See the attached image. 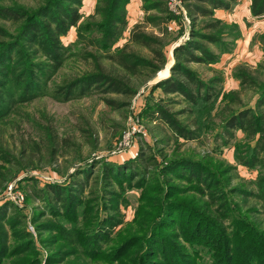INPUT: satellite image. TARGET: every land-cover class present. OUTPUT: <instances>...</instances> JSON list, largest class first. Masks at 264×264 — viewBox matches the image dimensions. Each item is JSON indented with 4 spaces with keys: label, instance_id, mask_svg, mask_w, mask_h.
Listing matches in <instances>:
<instances>
[{
    "label": "trees",
    "instance_id": "16d2710c",
    "mask_svg": "<svg viewBox=\"0 0 264 264\" xmlns=\"http://www.w3.org/2000/svg\"><path fill=\"white\" fill-rule=\"evenodd\" d=\"M82 1L43 0L32 7L0 0V21L16 24L12 30L0 25V118L45 95L66 102L95 90L129 98L138 89L134 82L146 83L165 67L166 47L183 31L180 26L178 35H171L170 23H181L166 0H141L142 18L122 45L117 43L130 0H96L93 13L84 19ZM238 2L183 0L189 37L172 49L169 75L148 86L142 115L160 119L173 142L180 144L200 139L209 128L205 117L219 101L225 102L218 135L227 141L234 131L242 132L244 140L235 143L233 158L237 165L257 171L251 181L254 190L229 187L233 166L219 162L216 170L211 160L176 154L177 149L159 162L142 154L120 162L92 160L76 167L63 182H46L27 192L26 204L39 200L31 212L6 197L0 200V264H264V227L255 218L264 213V80L255 75L261 68L237 66L233 77L238 88L224 91L220 73L205 79L189 67L215 64L229 52L239 38L238 26L217 18L214 11L232 10ZM249 10L252 16H263L264 0H250ZM72 27L75 38L65 44L63 38ZM258 40L264 54V33ZM131 45L143 46L149 54ZM80 59L90 68L53 82L64 65ZM249 89L254 95L245 102L242 94ZM156 90L164 97L154 100ZM175 94L186 109L170 110L168 104L177 102ZM108 102L120 106L117 100ZM182 112L194 119L184 123L177 118ZM39 128L52 158L61 140L51 126ZM12 157L0 144V189L11 179V169L16 173L20 167H36L14 166ZM97 163L99 186L89 184ZM133 188L140 190L134 215L121 225V207L128 205L125 193ZM249 197L261 209L244 207Z\"/></svg>",
    "mask_w": 264,
    "mask_h": 264
},
{
    "label": "rangeland",
    "instance_id": "374dc122",
    "mask_svg": "<svg viewBox=\"0 0 264 264\" xmlns=\"http://www.w3.org/2000/svg\"><path fill=\"white\" fill-rule=\"evenodd\" d=\"M18 1L19 3H24L32 7L43 2V0ZM127 8L129 11L128 14L142 11L141 0H131L127 4ZM87 16L88 15H82V19ZM177 17L180 18L179 22L181 24H177L175 21L170 23L171 35H178L180 26H182L181 28L183 31H181L177 40L166 47L167 63L165 67L160 70L152 80L146 83L134 82L138 85V89L133 96L128 98L124 95L101 93L93 90L81 98L59 102L45 95L17 106L9 115L0 118V144L11 153V156H13L12 164L14 166H20L19 164L23 166L27 164L36 166L32 169L20 167L16 173L13 169L10 170L11 174L7 172V176L11 177V179L0 189V200L6 197L14 202V200L10 198V192L18 191L25 196L27 192H31L33 188L43 186L46 182H63L68 177L69 173L76 167L85 166L86 162L92 160L101 162H120L133 157L135 158L138 154H142L144 157L154 156L155 160L159 162L162 159V155L167 156V158L172 157L173 150L175 149H177L176 154L190 156L197 160L203 159L204 162H206V160H211L210 166L216 170H218L216 165H218L217 163L219 162H222L225 166L228 164L233 166L234 168L229 171L231 177L229 187L241 185L242 188L246 190H254L251 181L256 177L257 171L237 165L233 158L235 143L244 140L242 132L234 131L233 137L230 139L227 138V141L226 138H221L218 135L225 102L219 101L217 106L211 111L210 116L205 117L208 121L209 128L204 130L200 139L192 141L182 140L180 144L173 142L171 131L160 119L155 118L152 120L142 115V111L146 107V95L149 93L148 86L150 87L154 84V80L158 78L163 79V77L168 76L170 70H168V66L173 61L172 49L189 37L190 18L185 12V9L182 8V15ZM127 18H129V16H127ZM0 25L12 30L16 24L0 21ZM131 28H129L126 23L121 37L122 40H120L119 43L120 45L127 40L128 32ZM147 30L153 29L149 27ZM74 31L75 28H72L70 34H74ZM154 32L157 33L158 31L154 30ZM263 33L264 30L254 34L251 38L252 41L258 43L262 51L261 59L255 62L254 65L241 60L242 63L238 62L233 67L229 68V76L231 75L233 77L235 68L241 64L248 65L253 71L259 64L261 70L257 71L258 69H256L257 72L255 75L258 81L264 80V54L262 45L258 40V35ZM70 34L68 33V35L63 38L65 44H68V40H70L71 36ZM124 39L126 40L123 41ZM234 44L235 41L229 51L233 49ZM130 48L143 55L149 54L148 49L143 46L131 45ZM90 65V63H85L81 59L77 61L71 60L57 72L53 82H61L62 79L72 76L80 70L90 68ZM189 67L196 70L197 73L205 79L212 77L214 72L221 74L223 79L222 82H224L225 76L228 77L227 74L224 76L221 70L209 65L191 63ZM50 86H52V82ZM237 88L238 86L227 90L224 89V91ZM242 95V100L247 102L251 100L254 91L249 89L244 91ZM162 97L164 96L159 90L153 92L154 100H158ZM172 98L177 100V102L168 104L171 111H180L187 108V104L182 100L180 95L175 94ZM111 99L119 101L120 106L116 107L109 103L108 100ZM177 118L184 123L191 122V120L194 119L193 115L187 116L184 112L179 113ZM137 119L138 125L143 127L145 134L139 133L138 135L132 136L130 148L123 153H119L117 151V143L123 130ZM39 125L51 126L55 137L61 140L60 150L52 158L50 157V147H48V142L45 140L44 134L40 132ZM162 139L165 140L164 143L166 142L167 145L164 146V143L160 141ZM159 149H161V151H159ZM151 166L152 165H149V169H152ZM5 168H7V166ZM22 178L32 179L22 181ZM100 178L101 169L100 164L97 163L96 167L92 170L89 184H97V186H99ZM95 181H98V183H95ZM139 192L140 190L135 188L126 191L125 197L127 198L128 205L126 207H121V212L123 214V224L121 225L132 220ZM187 195L189 196L190 194L188 193ZM234 199L240 201V197L234 196ZM240 202L243 204V201ZM37 204H39V200L33 199L32 204H26L23 200L22 203H18L17 205L19 208L31 212L32 206H36ZM252 205H255L257 209H261L260 205L249 197L244 207ZM255 218L258 219L260 226L264 227V213H260ZM134 228L133 225L131 229L134 230ZM30 229L33 231L32 228Z\"/></svg>",
    "mask_w": 264,
    "mask_h": 264
},
{
    "label": "crops",
    "instance_id": "0c3cea01",
    "mask_svg": "<svg viewBox=\"0 0 264 264\" xmlns=\"http://www.w3.org/2000/svg\"><path fill=\"white\" fill-rule=\"evenodd\" d=\"M82 2L81 14L89 15L93 13L96 0H83ZM249 5L250 0H239L238 4L232 10H215V15L218 18L226 22H234L238 24L240 30V36L235 40L233 49L227 53H223L217 63L209 65L221 70L224 76L226 74L228 75V77H224L223 89L225 90L236 88L238 86V81L228 74L230 67H233L238 62L242 63L241 60L254 65L255 62L262 57V51L259 48L258 43L252 41L251 38L254 34L264 30V15L258 17L252 16L249 10ZM128 13L129 11L127 10V16H129V18H127V25L131 28L135 23L141 20L143 12L136 11L134 14ZM73 33L74 34H70L69 31L71 36L68 42L74 40L75 31ZM120 40L122 39L120 38ZM120 40L117 45H120ZM125 40L126 39L123 41Z\"/></svg>",
    "mask_w": 264,
    "mask_h": 264
},
{
    "label": "built area",
    "instance_id": "2783aa9c",
    "mask_svg": "<svg viewBox=\"0 0 264 264\" xmlns=\"http://www.w3.org/2000/svg\"><path fill=\"white\" fill-rule=\"evenodd\" d=\"M166 5L168 10L176 15H182V6L183 0H166ZM184 9V8H183ZM139 133L145 134V131L142 126L138 125V119L132 122L127 128H125L120 136V139L117 143V151L123 153L130 148L132 141V136L138 135ZM11 188V187H10ZM10 198L14 200L15 203H22L24 196L20 192H10Z\"/></svg>",
    "mask_w": 264,
    "mask_h": 264
},
{
    "label": "water",
    "instance_id": "95a60500",
    "mask_svg": "<svg viewBox=\"0 0 264 264\" xmlns=\"http://www.w3.org/2000/svg\"><path fill=\"white\" fill-rule=\"evenodd\" d=\"M172 63H173V61H172L171 64L168 66V70L170 69ZM168 75H169V74H168ZM166 77H167V76H166ZM163 78H165V77H163ZM160 79H162V78H158V79L154 80L153 83H156V82L159 81Z\"/></svg>",
    "mask_w": 264,
    "mask_h": 264
}]
</instances>
